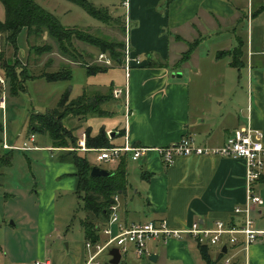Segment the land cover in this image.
<instances>
[{
    "label": "crops",
    "instance_id": "1",
    "mask_svg": "<svg viewBox=\"0 0 264 264\" xmlns=\"http://www.w3.org/2000/svg\"><path fill=\"white\" fill-rule=\"evenodd\" d=\"M250 5L252 15L249 18ZM263 5L264 0H173L170 3L166 0H131L130 43L133 55L139 56L141 62L134 64L129 77L122 64L116 63L106 71L88 73L95 78L109 75L105 79L91 78L93 80L87 83L84 92L97 94L89 90L99 92L103 86L109 87L111 98L101 106H114L103 107L104 112L87 118L77 116L78 127H89L94 135L105 128L111 144H122L128 102L132 114L127 132L130 141L138 145H166L186 135L201 144L220 145L235 128L248 121L264 131V10L253 14ZM256 22L259 24L255 25ZM42 35L44 39L50 37L47 31ZM19 36L27 42L30 40L26 28ZM239 37L245 43L246 64L242 67L231 64L230 55L217 56L220 50L234 48ZM32 38L37 40L39 37ZM196 39L197 45L191 56L180 63L183 52ZM206 43L208 47L205 48ZM27 49L30 53V48ZM52 52L61 56L65 64H81L61 55L58 50ZM68 88L70 97L75 98L71 96V84ZM5 108L7 106L0 104L3 112ZM14 116L11 115V119ZM0 129L4 134L0 155H11L9 163L0 164V170L11 165L14 150H61L52 143L37 142L38 133L37 147L24 148L15 142L8 143L1 123ZM83 132L86 129L79 134L78 148L87 150L88 154H97L99 147L87 146ZM5 142L9 146L5 147ZM8 148L10 151L5 152ZM59 154H56L57 159L49 160L61 175L57 186L76 190L75 164L58 158ZM110 163L113 165L110 169H114L119 161ZM131 163H136L139 169L133 181ZM245 173L243 159L221 155H180L170 165L157 153H150L139 161L129 157L128 186L119 194L121 220L129 224L165 218L174 229L188 227L197 220L208 223L215 219L238 221L234 208L246 201ZM255 186L264 198V175ZM56 189L49 199L48 196L40 199L36 209L31 211L20 230L22 235L0 225V264H31L35 261L86 264L88 251L84 227L81 224L83 240L68 239L69 228L60 227L57 221ZM13 196H16L13 191L6 192L7 199ZM135 199L140 203L132 204ZM253 217L255 228L261 232L259 238L247 254L240 248L234 250V264H264V203L254 209ZM102 235L101 232V240ZM67 240L64 247L62 243ZM148 247V257H156L155 261L163 257L180 264H206L197 243L191 239L152 240Z\"/></svg>",
    "mask_w": 264,
    "mask_h": 264
},
{
    "label": "rangeland",
    "instance_id": "2",
    "mask_svg": "<svg viewBox=\"0 0 264 264\" xmlns=\"http://www.w3.org/2000/svg\"><path fill=\"white\" fill-rule=\"evenodd\" d=\"M37 1L48 10L55 13L60 18L62 23L67 26L74 27L85 33H92L93 35H96L102 39H116L122 40L123 42L126 40V30L121 28V24L125 23L124 21L126 12V7L123 5V0H91L98 6L109 7L113 16L120 19L119 21L114 20L111 23H106L95 18L89 12H87L83 6L70 0ZM5 17L6 10L2 1L0 0V19L3 20ZM254 24H259V22ZM43 36L44 35L40 36L37 40L33 39L32 37L34 36H32L28 41L29 45L27 41L19 38V48L15 49L11 44L5 42L0 34V49H3L5 52V57L9 58L11 62L15 64L14 67L19 69H27L34 75H37L46 69L53 70V68L63 66V64H65L63 62V58L52 52L54 49L56 51L58 50L56 42L52 37L44 39ZM73 39L76 47V54L79 55V59L81 61L85 59L89 64H105L99 58L100 49L97 46L91 45L85 41H81L75 36ZM47 43L53 44L54 49L51 51L45 49L44 46ZM27 47L30 48V53H28L29 49H27ZM203 47H208L207 43L204 44ZM58 52L60 51L58 50ZM60 54L63 55L61 52ZM115 63L116 62H114V64ZM66 64L70 65L73 69L72 79L58 81H48L46 78H35V80L28 79L26 81V89L20 90L19 92V84H25L23 79L15 78L12 83V80L6 79L5 72L3 68L0 67V76L3 79L0 85V104H2L3 107L4 105L5 107L7 106V109L5 108L4 112L0 109V123L2 126L4 125V133H6V141L8 143L15 142L18 145H24V140L26 139L31 145L37 144L30 140L32 133L29 131V121L26 122L28 116H30L33 111L45 112L55 109L63 93L66 91V89H68L70 84L71 96L76 97L84 92L87 83L90 80H93L91 78L105 79L109 76L108 74H103L97 78L91 77L84 65L72 63ZM246 77L247 76L244 77V82L247 80ZM119 80V85H121V80L123 79L121 78ZM89 92L98 94L105 92L108 93L107 95H112L110 88L104 86L102 91L98 92L91 89ZM113 106V104H108L107 106L104 105L102 106V109L103 107H108L110 109ZM11 115H15L14 119H11ZM76 117L77 116L71 114L66 116L63 121L68 128L73 129L75 135L79 139V134L87 128L78 127ZM7 120L9 124L8 126ZM38 134V136L36 135L37 142H40V144L52 143L53 145L48 132H38ZM3 136V131L0 129V151L3 150ZM78 142L79 141L77 140V143ZM62 149L65 148L61 147L59 152L57 150L52 151L49 148H47L46 151L43 149L13 151L11 165H5V167L0 170V225L2 227L6 226L8 227V230L20 232V235H22L23 231L20 230L22 229L23 224L29 219L31 211L36 209L40 199H45L47 196L49 199V197L52 196L54 189L57 188L55 196L56 199L54 202L57 205L56 214L58 224L64 229L69 228V233L67 236L68 239L83 240L81 219L83 220L86 218V211L83 208H79V199L75 193V189H68L66 187H61V189L57 186L60 184L61 175L57 173V170L52 167L53 164L51 165L49 162V160L57 159L56 154L61 153ZM6 151H10V148L5 149V152ZM52 153L55 155L53 156ZM95 154V152L88 154L93 164L109 169L113 166L107 161L98 162L96 160ZM130 169L131 179L133 181L137 175L136 172H138L139 169L136 163H131ZM7 191H13L16 196H13V198L10 200L7 199ZM135 202L136 205L140 203L137 199L131 203L134 204ZM28 208L29 211L26 212ZM75 212H77V217L73 219ZM23 216H25V218ZM28 222H30V220ZM13 225H16V227ZM104 225H102V228ZM3 233L4 232H2V234ZM107 239V235H102V241H106ZM68 241L69 240L64 241L62 245L66 247V243ZM109 252V250H106L100 255L99 258L103 264H112L110 263L111 256ZM218 254L219 249L216 250V248H211L210 256L212 260L218 261V264H225V256L222 257L223 259H219ZM119 264L180 263L166 261V259L163 257L158 261H152L148 256L138 258L133 252H129L123 256Z\"/></svg>",
    "mask_w": 264,
    "mask_h": 264
},
{
    "label": "trees",
    "instance_id": "3",
    "mask_svg": "<svg viewBox=\"0 0 264 264\" xmlns=\"http://www.w3.org/2000/svg\"><path fill=\"white\" fill-rule=\"evenodd\" d=\"M5 10V19H0V34L5 42L11 44L15 49L19 48V34L22 29L26 28L29 38L32 36L38 38L47 31L50 37L56 42L58 50L66 57L81 62L87 69L89 74H95L106 71L110 66L101 63L89 64L85 59H79L76 54L74 36L81 41H85L91 45H95L100 52H106L116 64L123 62V46L122 40L102 39L92 33H85L71 26H67L52 11L45 8L37 0H1ZM83 6L95 18L111 23L120 19L114 17L109 7L98 6L91 0H70ZM173 0H166L170 3ZM264 10V5L253 11L257 14ZM121 28L125 29V23L121 24ZM189 48L183 52L180 63L186 61L191 56L197 39L191 41ZM244 40L239 37L238 44L232 49H223L217 52L218 57L230 55L231 64L242 67L246 64L244 59ZM45 49L51 51L54 45L47 43ZM43 48V49H44ZM82 55V54H80ZM15 64L9 58L5 57V52L0 49V67L5 72L6 79L13 80L22 78L25 84L20 83L18 92L26 89V81L39 77L46 78L48 81H58L71 79L73 76L72 67L64 64L56 70H43L37 75L30 73L27 69H19L14 67ZM23 76V77H22ZM111 95L101 93L89 94L84 92L82 95L71 98L70 89H66L63 93L58 105L55 109L45 112L33 111L29 116V131L31 133L48 132L53 146L64 147L58 158L70 160L75 164V174L78 176V184L75 193L79 199V208L86 211V218L81 219V224L85 230V238L87 241L96 242L101 239V229L110 214V205L114 201L116 194H120L127 189L128 186V161L127 155H122L116 168L110 169L108 175H93L91 173L93 164L88 156L87 150L78 148V137L73 129L68 128L63 119L73 114L80 118H87L92 114H101L102 102L110 99ZM86 144L89 147H105L111 146L105 128H101L96 135L92 134L91 128L86 129ZM69 147V148H68ZM9 156L0 155V164L5 161L10 162ZM6 159V160H5ZM77 212L74 214L75 219ZM198 251L201 258L206 264H218L213 261L210 256L211 246L197 243ZM225 252H219V259L224 257ZM234 264V263H232Z\"/></svg>",
    "mask_w": 264,
    "mask_h": 264
},
{
    "label": "built area",
    "instance_id": "4",
    "mask_svg": "<svg viewBox=\"0 0 264 264\" xmlns=\"http://www.w3.org/2000/svg\"><path fill=\"white\" fill-rule=\"evenodd\" d=\"M130 1L123 0V5L126 7L124 21L126 40L123 46L122 66L125 69L126 77H129L134 64L141 62L139 56L133 55L130 43L132 27ZM249 15L250 18L252 15L251 5ZM99 58L107 65L114 64V60L106 52H100ZM249 108H251V104ZM131 114L130 106L126 102L124 143L99 147L96 154L98 162H117L122 155H127L132 160L139 161L150 153H157L168 165L172 164L175 158L180 155L199 156L210 154L240 158L246 163V201L234 208V214L239 218L238 221L215 219L212 223H208L197 220L188 227L174 229L169 226L165 218L126 224L121 220L120 197L119 194H116L110 205L109 219L101 229V232L107 235L108 239L106 241L100 239L96 242L86 241L88 251L86 264H103L99 258L100 255L106 250L110 251L113 247L119 248L122 257L129 252H133L138 258L149 256L148 244L150 241H167L170 238L178 240L191 239L199 244L216 247L219 252H222L223 247L227 246V252L224 255L225 264L233 263L236 248L244 250L247 254L250 246L257 242L261 233L260 230L255 228L253 211L257 206L264 203V198L255 186L257 181L264 175V131L248 121L246 124L235 128L220 145L201 144L190 135L166 145H138L130 141L127 132ZM83 136H86V132H83ZM30 140L36 142L35 133L31 134ZM82 145L85 148L84 141H82ZM4 146L9 145L5 142ZM22 147H37V144L31 145L25 141ZM31 264H50V262L35 261Z\"/></svg>",
    "mask_w": 264,
    "mask_h": 264
},
{
    "label": "water",
    "instance_id": "5",
    "mask_svg": "<svg viewBox=\"0 0 264 264\" xmlns=\"http://www.w3.org/2000/svg\"><path fill=\"white\" fill-rule=\"evenodd\" d=\"M179 74H181V73H179ZM2 81H3V79L0 76V85H1ZM91 173L93 175H108V174H110V171L107 168H105V167H101L99 165H95V166H93ZM223 251L225 253L227 252V246H224L223 247ZM109 253H110V256H111L110 263H112V264H119L121 262V260H122V254H121L119 248L113 247L110 250ZM150 259L155 261L156 260V257H154V256L151 255L150 256Z\"/></svg>",
    "mask_w": 264,
    "mask_h": 264
}]
</instances>
